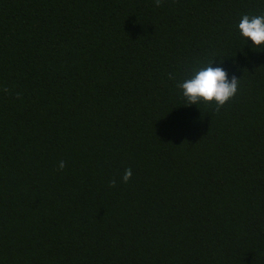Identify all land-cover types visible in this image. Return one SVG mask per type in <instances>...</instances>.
<instances>
[{
  "label": "trees",
  "instance_id": "trees-1",
  "mask_svg": "<svg viewBox=\"0 0 264 264\" xmlns=\"http://www.w3.org/2000/svg\"><path fill=\"white\" fill-rule=\"evenodd\" d=\"M262 14L0 0V264H264ZM210 61L240 79L219 111L178 87Z\"/></svg>",
  "mask_w": 264,
  "mask_h": 264
},
{
  "label": "clouds",
  "instance_id": "clouds-1",
  "mask_svg": "<svg viewBox=\"0 0 264 264\" xmlns=\"http://www.w3.org/2000/svg\"><path fill=\"white\" fill-rule=\"evenodd\" d=\"M163 0H155L156 6L160 7ZM242 37L252 41V46L264 48V14L244 15L239 23ZM213 61L194 72L191 78L186 79L178 85L182 89L183 97L188 105L203 103H214L219 111L229 100L234 98L238 92L240 79L232 76L229 80L228 72L223 67H212ZM171 78V76H170ZM65 162L59 163V169L63 170ZM132 177L131 168H127L122 176V182L127 183ZM110 186H116V180L110 181Z\"/></svg>",
  "mask_w": 264,
  "mask_h": 264
}]
</instances>
